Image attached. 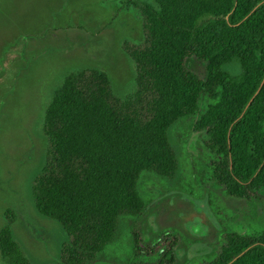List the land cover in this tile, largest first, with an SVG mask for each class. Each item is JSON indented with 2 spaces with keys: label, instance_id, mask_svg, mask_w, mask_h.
Returning a JSON list of instances; mask_svg holds the SVG:
<instances>
[{
  "label": "trees",
  "instance_id": "1",
  "mask_svg": "<svg viewBox=\"0 0 264 264\" xmlns=\"http://www.w3.org/2000/svg\"><path fill=\"white\" fill-rule=\"evenodd\" d=\"M154 1L137 8L143 41L121 45L136 68L132 96L119 99L105 72L83 68L65 77L45 112L46 166L32 194L67 233L59 264H93L118 218L141 213L138 179L175 171L167 129L180 118L198 116L213 180L227 195L252 201L264 191V0ZM5 220L0 253L9 256L17 250L9 209ZM238 223L219 227L210 264H264V229ZM133 242L132 255L173 264L174 248L144 250L136 234Z\"/></svg>",
  "mask_w": 264,
  "mask_h": 264
},
{
  "label": "rangeland",
  "instance_id": "2",
  "mask_svg": "<svg viewBox=\"0 0 264 264\" xmlns=\"http://www.w3.org/2000/svg\"><path fill=\"white\" fill-rule=\"evenodd\" d=\"M140 4L157 7L154 0H0V229L11 210L17 246L12 255L0 253V264L60 263L67 233L36 209L32 194L46 166L44 115L65 77L83 68L105 72L119 99L132 96L136 68L121 45L144 39ZM197 121L169 125L175 171L141 174V213L118 218L114 239L93 264H156V255H132L134 234L144 250L174 248L173 264H210L221 225L264 229V191L252 201L236 199L214 182L213 153Z\"/></svg>",
  "mask_w": 264,
  "mask_h": 264
}]
</instances>
